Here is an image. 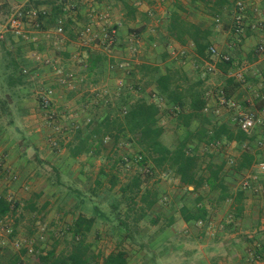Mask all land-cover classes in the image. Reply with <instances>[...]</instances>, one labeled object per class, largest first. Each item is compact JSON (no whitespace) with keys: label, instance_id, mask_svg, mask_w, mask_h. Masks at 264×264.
Instances as JSON below:
<instances>
[{"label":"crops","instance_id":"0c3cea01","mask_svg":"<svg viewBox=\"0 0 264 264\" xmlns=\"http://www.w3.org/2000/svg\"><path fill=\"white\" fill-rule=\"evenodd\" d=\"M56 1L0 0L1 6L17 5L18 7L22 3L28 2L36 9L46 13L42 21L43 32L40 35L37 48L6 33L4 22L0 21V160L3 162L1 167H5L6 170L17 176L15 181L8 184H5L6 182L0 177V196L8 201L20 204L21 207L26 205L31 207L28 210H18L14 216L6 217L10 219L9 221L13 225L15 231L14 239L18 242L21 240L24 229L21 228L20 223H14L15 218H19L20 215L27 219L28 224H31L29 225L30 227L39 225L46 228L51 227V229L56 228V222L61 219L66 222L62 228L63 232H65V229L67 230V225L69 228L73 225L74 220L79 215L87 216L88 214L85 213L82 208L83 205H81L82 196L90 197L92 202L98 200V198L93 196L94 182L105 180L102 178L107 176V170H105V165L101 164V161L102 159H107V163H109L112 155L109 152L111 148H107L109 145H105V152L101 153L102 156L99 155L97 157L88 153L72 158L69 155L67 144L72 140L74 129L81 128V131L84 132L85 124L90 120V117L92 118V114L83 107V103H89L88 101L91 100L88 98L87 90L94 85L89 84L88 87L82 81V83H78L80 85L75 84V87L73 85L74 88L56 90L53 106L57 116L63 117L65 120L68 119L67 123L64 124H67L66 129H69L64 136L55 133L52 127L46 125L44 118L42 120L43 116L41 117L39 114L41 112L33 93L35 88L38 87L35 85L37 77L38 79L40 77L42 81H49L53 76L48 68L38 65L31 59V51H37L42 56L55 60L65 72H72L81 78L100 77L104 85L109 84L108 89L111 91L114 88L116 89L117 85L121 86L124 82H127L124 80L126 76L122 70L114 68L115 64L128 61L132 66L137 67L141 63H148L158 66L160 69L161 65H163L166 70L169 67L167 63L170 61L167 60V55L170 56L175 51V57L171 58L172 62L170 63L172 69H183L191 77L193 76L192 72H196L201 68L206 72L208 63L214 67V71L210 75H222L223 80L215 83L211 82L212 86L210 83L208 84V80L203 82L204 88H208L204 98L215 106L214 110L224 108L217 105L213 91L220 87L224 89L227 78H233L235 73H240L246 77L250 76L254 85L246 88L241 84L236 91L228 96L229 98L235 99L242 91L247 93L249 90L258 91L261 98H263L262 93L264 94V57L255 52L256 46L264 37V0H239L238 2H241L244 6L241 12H238L237 8L234 7L235 3H237L235 2L236 0H226L218 16L225 17L227 13L234 16L235 13V20L229 21L225 17L226 24L220 29L218 34H215V28L208 25L202 27L209 29L211 32L208 38L210 46L217 48L220 55H226L232 60L235 68L229 73H222L216 68L215 63H212L216 61V58H213L212 62H205L201 65L202 59L197 57L191 43L179 45L167 38L165 32L167 15L176 10L175 4L181 6L182 12L180 14L186 20L199 25V20L195 17L196 14L193 11L196 9L202 10L205 13L202 14L204 15V22L207 23L209 6L203 3H193L192 0H161V2L159 0H154L155 2L153 0H73L77 3V16L76 18L74 16L73 23L67 19L65 13H59L56 18H51ZM90 9L97 14H106L109 27L117 32V44L114 47L112 46L110 50L101 49L100 46H97V43H94L95 41L81 46L78 40V32L84 26L86 12ZM52 19L54 20L52 21ZM158 23L163 27L162 34L156 28ZM58 25L63 27L61 42L56 43L52 34L50 35V40H47L45 33H52ZM102 25H104L103 22L96 24L95 31L99 36ZM133 34H135V37L131 36ZM132 38L137 41V51L134 56L125 49L128 41L132 42ZM147 46L149 50L156 46L162 48L163 53H165V60L162 62L163 57L161 58L157 54L150 55V51L146 50ZM171 48L173 50L172 53L169 50ZM95 56L105 58V61L97 64L89 71V62ZM152 57L155 59L151 60ZM22 68L31 70V75L20 76L19 71ZM193 69L194 71H192ZM206 74L209 73L206 72ZM135 77L140 79L139 75ZM150 88L153 90L154 85ZM239 98L240 102H250V98L243 97L240 94ZM263 105L262 102L260 108H264ZM219 122L226 121L221 120ZM163 128L165 129L164 137L166 126L164 125ZM54 139L59 144L57 150L51 147ZM84 173H87V176H93L90 194L83 193V190L77 188V186L81 187L84 181L82 177H86L83 175ZM68 177H76L78 178L77 180L82 178L83 181L80 180V184L77 181L69 183L65 181ZM170 180H173L172 182L179 189L185 190V187L177 179L171 178ZM108 181L106 180L107 183L105 185L108 188H112ZM156 187L161 195L164 193L170 194L173 190L170 181L163 182L160 180L157 182ZM187 190L191 191L192 188L189 187ZM244 196L246 197V194ZM245 201L247 202L248 200ZM244 207L241 220L236 223L240 225L235 229L236 232L225 234L222 231H217V236L212 235L211 232L207 235L202 230L200 232L191 231V226L205 225L208 221L203 223L189 221L185 223L177 212L173 214L166 212L163 215H156L158 226L166 223L168 227L161 233L159 232L157 239H155V245L150 248L153 254L152 259H145L144 257L147 255L143 251L135 252L128 245L122 244L124 246L123 249L128 254L127 264H163L171 258L174 262L179 261L178 263L180 264H251L249 259L252 254L261 256L260 261L255 264H264V209H262L264 208V201L259 202V210L262 209V213L257 218L255 217L256 207H252L250 218L246 216V205ZM161 211L165 212V209ZM97 224L101 228H96L98 230H96L95 238L103 239L105 238L104 232L107 227L100 223ZM97 224L95 226H98ZM176 225L182 226L184 229H175ZM156 228V226L153 229L144 227L139 233V237L144 238V235L151 234ZM49 231L50 229L45 232L51 237L50 242L53 243L56 238ZM181 231L184 232L182 235L185 238H190V236L193 240L201 238L204 244L198 245L201 242L197 241L196 247L184 250L181 244L173 242L174 238L181 236ZM43 233H41V236H43ZM239 234L243 235L239 237L241 240L240 244L234 245L232 242L227 244L222 241V238L226 237V235L229 238H238ZM67 238L70 240V233L67 234ZM6 239L3 236L2 245H5L11 253L21 255L18 252L19 249L7 244ZM120 240L121 238L113 239V237H108V241H113L112 247L107 253L102 254L108 255L111 252H116L117 248L119 250L121 247L117 244V241ZM220 240L222 243L219 244ZM58 244L56 248L60 247ZM52 246L53 244L51 246L42 244L41 251L48 250ZM61 247L63 250L65 246ZM22 249H26L27 252L25 251L26 253L21 255V262L22 264H28L25 256L31 250L30 246L24 244ZM101 252L104 251L102 250ZM133 254L135 255L132 256Z\"/></svg>","mask_w":264,"mask_h":264},{"label":"trees","instance_id":"16d2710c","mask_svg":"<svg viewBox=\"0 0 264 264\" xmlns=\"http://www.w3.org/2000/svg\"><path fill=\"white\" fill-rule=\"evenodd\" d=\"M56 2L51 18H56L59 13H65L67 19L74 23V16L75 18L77 16V3L73 0H57ZM192 2H200L209 6V14L216 17L220 14V9L225 5L226 0H192ZM25 6L38 11V19L42 27L46 13L36 9L28 2ZM175 9L167 15L165 27L167 38L179 45L191 43L197 57L202 59L201 65L205 62H212L213 57L209 53L208 39L211 35L210 30L186 20L180 14L182 12L180 5L175 4ZM85 19L84 25L87 23V15ZM113 43L117 44V32L113 37ZM163 54L164 61L165 53ZM222 56L219 54V57H215L216 68L222 73L233 71L235 66L232 60L229 58V61H224ZM103 61L105 58L95 56L89 62L88 70L91 71ZM131 67L127 76H130L134 81L130 83L126 77L127 82L118 86V89L116 88L117 91H120L118 97L112 102L105 100L108 110L104 116L90 118L85 124L84 132L81 131V128L74 129L72 140L67 144L69 155L75 158L82 154L91 153L98 157L105 152L106 141H110L112 155L109 161L111 162L113 154L121 152L122 148L127 146L128 149L119 156L118 160L123 167L130 168L135 165L137 168L143 169L150 178L157 175L154 186L157 185L159 179L165 177L177 179L185 187L186 192H196L202 188H208L210 192H216L214 200L216 203L221 204L230 201L234 217H242L244 192L242 190L231 191L221 175L223 164L213 166L211 161L213 155L208 154V161L203 165L200 161V155L190 147V144L195 142L204 144L205 147H222L231 143L242 146L245 143V148L237 160L236 171L247 170L259 161H264H256V155L249 150L251 141L255 140L253 134L257 133V129L248 136L235 126L234 117L232 120L229 119L222 123L219 122L221 120L215 121L218 118L216 116L214 118L208 117L204 113L207 104L212 110L215 106L204 98L206 91L203 80L197 78L192 81L189 74L183 69L168 67L161 72L158 66L148 63H141L137 67L131 65ZM149 74H151L150 79L147 80ZM19 75L26 76L21 73V70ZM136 75H139L140 79H137ZM95 81L98 79H93L91 82L95 83ZM241 82L228 77L223 89L225 96L228 97L236 91ZM134 84L143 86L137 87ZM153 85L154 88L151 90L150 87ZM149 89L151 91L147 92ZM122 90L124 91L123 94L121 93ZM215 92L216 89L213 93ZM152 94L163 101L162 105L152 98ZM214 100H216L215 97ZM254 101L257 102V99ZM244 104L249 106V102H244ZM167 118L173 119L177 128H182L184 131L182 138L173 147L165 144L163 139L165 129L162 123ZM114 169L116 170V168ZM108 178L112 188L119 181L115 175H110ZM94 184L93 196L95 197L98 195L100 183L96 181ZM189 187L192 188L191 191L187 190ZM95 192L97 193L95 194ZM118 192L120 196L117 197H121V199L116 198L117 202L111 204L109 210L106 211L99 206L98 202H92L90 197L86 195L82 196L81 205H83L82 208L85 212H87L85 203L92 204L88 217L79 215L70 228L67 225V230L65 229V232L62 230L61 235H63L62 233L71 234L67 243L69 248L65 252L61 251L57 254L56 245L59 240L56 238L50 249L42 250L40 254H37L38 264H127L128 254L123 249L122 244L128 245L135 252L143 251L147 255L144 257L145 259H152L153 254L150 248L155 245V239H157L159 232L161 233L168 226L166 223L158 226L157 217H149V220L147 215L152 206L161 202L162 195L159 194L157 187L145 186L143 189L138 174L121 184ZM201 199V197H197L194 206L191 208L185 205H180L177 208L176 212L183 222L203 223L208 220L209 211L205 205L201 204ZM121 202H125L126 205H122ZM122 206L123 210H121ZM28 209H31L29 205L21 207L20 204L0 196V221L8 216H14L18 210ZM20 218L21 215L19 218H15L14 224H17ZM97 223L103 224L111 231V238H121L120 241H117L121 247L119 250L117 248L116 252H111L108 255L92 251L93 243L89 242L87 238ZM154 226L157 228L151 234L144 235V238L139 237V233L144 227L153 229ZM10 238L14 239V237ZM25 251L27 252L26 249L21 251V255L25 254ZM7 255V261L0 264H22L21 255L9 252Z\"/></svg>","mask_w":264,"mask_h":264},{"label":"rangeland","instance_id":"374dc122","mask_svg":"<svg viewBox=\"0 0 264 264\" xmlns=\"http://www.w3.org/2000/svg\"><path fill=\"white\" fill-rule=\"evenodd\" d=\"M159 1L161 2V0H159ZM238 1L239 0H236L235 2H238ZM153 2H155V1L153 0ZM25 4H27V2L22 3V5H19L18 7H20V6L23 7ZM15 7L17 8V5H14V6H10V5H6V6L2 5L1 6L0 5V21L2 23L4 22V24H5L7 18L9 17V14L15 9ZM234 7H236V3L234 5ZM89 12H91V9L86 12V15L89 14ZM193 12L196 14L195 17H197L199 20L198 21L199 25H201L202 27L205 25H208L212 28H215L216 29L215 34H218V32H220V29H222L223 26L226 24L225 23V17L228 18L229 21H234L235 15H236L235 13H234V16L232 14L227 13L225 15V17L224 16L213 17L209 13H207V15H208L207 16L208 17L207 23H205L204 22V15H202L205 13L202 10L196 9ZM94 14H96L97 16L102 15L100 13H98V14L94 13ZM102 28H104V30H106V29H109L110 27H109L108 23H105L104 25H102ZM156 28L159 29L160 34L163 33L162 25H159V23H158V26ZM6 33H8V32H6ZM131 36L135 37L134 34ZM79 42H80L81 46H83V43H81V41H79ZM94 43H97V46L98 47L100 46V48L104 49V50H110V48L112 46L114 47L116 45L115 43L108 44L105 40L100 39V38L96 39ZM37 45L35 46L36 48H37ZM147 49H148V46L146 47V50ZM126 50H128L127 47H126ZM169 50H170V53H172V51H173L172 48ZM149 51H150V55L157 54L161 58L164 56V54H163L164 51L159 46L152 47V49ZM128 52H130V51H128ZM174 52L172 54H170V56L167 55L168 56L167 60H170L169 63H167V64H169V68H171V65H170V63L172 62L171 58L175 57ZM131 54L134 56L135 53H131ZM154 59H155L154 57L151 58V60H154ZM162 62H163V59H162ZM212 63H217V61H213ZM199 69H200V67H199ZM160 70L165 71V67L163 65H161ZM247 70H249V69H247ZM192 71H194V69ZM31 73H32V71H31ZM192 73H193V76H191L192 81L196 80L197 78H199V79L202 78V80L204 79L203 82L208 80V84L210 83V85H211V82L215 83L217 81L223 80L222 75H220V74H218V75L217 74L216 75L215 74L214 75L206 74V72L203 68H201L200 70H198L196 72L194 71ZM203 73H204V75H203ZM150 75L151 74H149L147 76L148 77L147 80L150 79ZM125 76L128 77L127 78L128 82L131 83L132 81H134L133 79L130 78V76H127V75H125ZM243 77H244V79L241 82V84L244 85L246 88H247V86H249V88H250L254 85L253 84L254 82L250 76L249 77L243 76ZM79 78H81V77H79ZM81 79L83 81V84L86 83L87 84L86 86H88V87H89V84L94 85V86L90 87L89 90H87L88 98L91 100L88 101L89 103L84 102L83 107H85V109L92 114V118L103 117L105 112L108 110L107 109L108 106H106L107 103L105 102V100H110V102H112V100L114 101V99H116V97H118V94L120 93V91H117L115 88L113 91L109 90L108 89L109 84L104 85V82H101L102 80L100 77L81 78ZM93 79H96V80L98 79V81H95V83H93V82H91ZM124 80H126V79H124ZM35 81H36V83H35L36 87L39 86V84L42 82L48 83V81H46V80L42 81V79H40V77H39V79L37 77V79H35ZM76 84H78V83H76ZM78 85H80V84H78ZM102 85H104V86H102ZM118 86L119 85H117V87H116L117 89L119 88ZM135 86L142 87L143 85H135ZM74 87H75V84H74ZM74 87H72V88H74ZM213 87H211V88H213ZM60 89H63V88H60ZM204 89L206 92H208L207 87ZM150 91L151 90L149 89V91H147V92H150ZM122 92H124V91L122 90L121 93ZM239 94L243 97L250 98L249 99L250 100L249 106L244 104V102H246V101L240 102V100H238ZM239 94L234 99L238 103V105L240 106L238 110L237 109L235 110V109H230V108L229 109L224 108V109L218 110L217 113H214V111L216 109L213 111L211 108L210 112L209 111L205 112L206 115L210 118L214 117V116L218 117L217 120H215V121H218V120H225V121L227 120L228 121L229 119L232 120V118L237 114V112H246L249 110H251V111H260L261 110V108H260L261 103L260 102L264 103V94L263 93H262L263 98H260L261 95L258 94V91L256 92L253 90L252 91L249 90L247 93H243V91H242ZM239 99H241V98H239ZM254 99L255 100L257 99V102H255ZM53 110H54V112H56L55 109H53ZM39 114L41 117L43 116L42 120L44 118V121H45L44 114L42 112ZM259 114L263 118V123L260 127L257 128V133L253 134V136H255V140L251 141L250 149H249L250 152H252L256 155V161L264 160V112H260ZM55 115H56L55 119H56V123L58 125L57 126L58 128L55 129V127H54L53 131L57 134H61V136H64L65 132H68V129H69V128L66 129L67 124L66 125L64 124V123H67L68 119L65 120L63 117L57 116V113ZM68 118H70V117H68ZM45 123H46V125H48L46 121H45ZM162 124L166 126V134L163 137L164 143L173 147L174 144L179 142V140L182 138L184 131L182 128L178 129L176 126V122L171 118L165 119ZM53 141H54L55 145L51 144V147H54L55 148L54 150H57L59 148V144L56 142V139H54ZM57 144H58V146H57ZM105 145H109L107 147L108 149L111 148L110 141L106 142ZM190 147H192L194 149V151H196L197 154L200 155V157H201L200 161L202 162L203 165H205L207 163L210 154L213 155V158L211 159L213 166L223 164L221 175L223 177L224 182L227 184V186L233 192L242 190L244 192V194H246V197H244V200H243V205H246V207H247L246 208L247 209V213H246L247 218L251 217V210H253L252 207L257 208L255 210V217L256 218L261 215L262 209H264V208L259 210V202L264 201V183H263L264 182V173H260L257 170L256 166H254V165H252L250 167V169L236 171L237 160L239 159V157L241 155V151L245 148V143L242 146H239L236 143H234V144H228V145H225L222 147H215V146L205 147L204 144H198V143L192 142L190 144ZM127 149H128L127 146H125L122 148L121 152H116L115 154H113L112 161L109 163H107V159H102V161H101L102 162L101 164L105 165V170H107V176L102 178L105 180L98 181L100 183V187L98 188V195L95 196L96 198H98V200L95 202H98L99 206H101V208L104 209L105 211L109 210V206L111 204H113L114 202H117V199L118 200L121 199V197H117V196H120L119 192H118L119 186L121 184H124L125 182L129 181L131 179V177L136 175V174H138L140 176V180H141V184H142L143 189L145 188V186H148V187L153 186L156 188V186H154V185L156 184L155 180L157 179V175L150 178L149 175H147L143 171V169L137 168L135 165H133L130 168L129 167L128 168L123 167L122 165H120V162L118 161L119 156H121L122 153L125 152ZM114 168H116V170ZM110 174L117 176V178L119 180L116 183V185L114 186L115 187L114 190H113V188L109 189L107 187V185H105L107 183L106 180H109L108 176ZM83 175L86 176V177H82V178H84V181L82 178L77 180L78 178H76V177H74V178L68 177V179H65V181H67L69 183L71 181H75V182L77 181V183L79 182V184L81 183L80 180L83 181L81 187L77 186V188H79V190H83V193L85 192L87 194H90V190H91L90 186L93 184L91 181L93 176H87V173H84ZM2 179H3V177H2ZM160 180L163 182H169L170 181V185L173 188V190L171 191L170 194H166V193L162 194V198L160 200L161 202L157 203L155 206H152L150 208L148 215H147L148 218L149 217L154 218L156 215H163L166 212H168V213L170 212V214H173L177 211V208L180 205H183V206L185 205V206L191 208L192 206H194L196 198L201 197L202 198L201 204L205 205V207L209 211V217L207 220L208 223L205 225L200 224L198 226L193 225L194 227L193 226L190 227L191 231L200 232L202 230L203 232L205 231L207 233V235L211 232L212 235L217 236L216 235L217 231H222L225 234H230V233L236 232L235 229L240 226L239 224H236V223L240 222L241 217H239V218L234 217L232 207H230V201H226V202H223L221 204H218L214 201L215 196H216V192H210L208 190V188H202L196 192H186L183 189L182 190L179 189L172 182L173 180L172 181L170 180V178L163 177V179H159L158 181H160ZM245 182L248 185L244 186ZM5 184H8V183H5ZM88 188H89V190H88ZM245 200H248V201L246 202ZM85 204H86L85 208L87 210V212H85V213L89 214L91 204L88 202H86ZM121 204L126 205L125 202H121ZM162 209H165V212H162L161 211ZM121 210H123V206H122ZM210 216H212V217L210 218ZM9 220H10L9 218H6V219H3L1 221H3V225H5L7 228H9L13 232H15L13 225H12V223H10ZM18 223H20L21 228L24 229V232L22 233V236H21V240L19 241L21 248L18 250V252L21 253V251L24 250V249H22L24 244H27L30 246L31 250L28 252V255L25 256V260L28 261V264H38V262L36 260V256H37V254H40L42 244H44V246H46V245L51 246V244H52L50 242L51 237L48 234H46L48 229H50L49 232L54 235V238H57V240H59L58 245L60 247L56 248L57 254L61 253V251L65 252L69 248V245L67 244L69 242V238H67L66 234L61 235L63 225L66 224V222L61 220V219L56 222V228H52L53 230L51 229V227L46 228L44 226H39V225H34V226L30 227L29 225H31V224L30 223L28 224L27 219L23 216L19 219ZM99 226L100 225L95 226L91 230L90 234L88 235L87 240L89 242L93 243V246H92L93 252L96 253L98 251V253L104 254L105 252L107 253L111 249V247H112L111 245L113 244V241H108V237L111 238V231L108 230V228H105V232H104L105 238H103V239L95 238L96 230H98L96 228H101ZM175 229H184V228L182 226L176 225ZM41 233H43L42 234L43 236H41ZM183 233L184 232L181 231L180 232L181 236L174 238L173 242L175 244H181V246H182V248H184V250H188V249H192V248L196 247L197 241L201 242V243L198 242L199 243L198 245L204 244V243H202L201 238L196 237L197 240H195V239L193 240L191 236H190V238L189 237L185 238L182 235ZM191 234H193V233H191ZM14 235H15V233H12V235L10 237H14ZM240 236H243V235L239 234L238 238H236V237L229 238L228 235H226V237L222 238V241L226 242L227 244L229 242H232L234 245L240 244L241 243V240L239 238ZM2 238H3V234L0 231V251L2 252L0 254V263L6 262L8 259L7 253L8 252L11 253L5 247V245H2V243H1ZM222 241L220 240L219 244L222 243ZM205 244H206V242H205ZM216 244H218V243H216ZM61 246H65L63 250L61 249L62 248ZM102 250L104 252H101ZM178 262L179 261L174 262L173 259L171 258L170 260L164 262L163 264H180Z\"/></svg>","mask_w":264,"mask_h":264},{"label":"built area","instance_id":"2783aa9c","mask_svg":"<svg viewBox=\"0 0 264 264\" xmlns=\"http://www.w3.org/2000/svg\"><path fill=\"white\" fill-rule=\"evenodd\" d=\"M236 8L238 11L241 12L244 9V6L241 2H237ZM92 11L87 14V23L78 32V40L81 41L83 45H86L100 38L105 40L108 44H112L113 37L116 33L114 29L107 31L102 28L100 30V36L97 35V32L95 31L96 24L99 22H103L104 24L107 23L108 16L106 14L97 16L96 14H94V10ZM38 16V11L33 8H27L25 5L23 7H17L9 14V17L7 18L4 24V30L10 33L15 38L23 40L25 43L35 47L39 43L40 35L43 32L41 22L39 21ZM51 34L53 35V38L55 39L56 43L61 42L63 37L62 25H58L55 30L50 34L45 33V38L47 40H50ZM136 44L137 41L134 40V38H132V42L130 40L128 41L127 48L130 53H136ZM255 52L258 55L264 57V37L262 41L256 46ZM209 53L213 58L219 57L218 50L214 46L209 47ZM30 57L38 65L48 68V70L53 75V78L49 80L48 83H40L39 86L35 88L33 93L37 100L40 112H42L45 116V121L50 127H55L56 129L58 128L55 119L56 112H54L53 110L54 94L56 90L60 88H72L74 84L82 83V79L72 72H65L60 67L58 62L49 57L42 56L37 51H31ZM222 59L224 61H229V57L226 55H223ZM114 68L122 70L126 75H128L132 67L128 61H123L119 64H115ZM213 71L214 67L207 63L206 72L211 74L213 73ZM21 73L23 75L30 76L31 70H29L28 68H22ZM242 77L243 75L240 73H235L233 75V78L236 81H242ZM214 97L216 98L217 105L221 108H230L238 110L240 107L234 99L225 96L222 87L216 88ZM152 98L157 101L158 104L162 105L163 101L161 99H157L155 94H152ZM208 111L210 112V109L206 107L204 109V113ZM217 112L218 110H215V113ZM260 112H264V108H261L260 111L249 110L246 112H237L233 119L235 126L244 134L250 136L263 123V118L259 114ZM2 164L3 162L0 160V177H3L2 180L6 183H11L15 181L17 179V176L11 173L10 171L6 170L5 167H1ZM255 166L260 173H264V161H259L258 163H256ZM246 185L248 184L245 182L244 186ZM0 231L2 232L3 236L7 238V244L11 245L15 249L20 248L19 242L15 239L10 238L13 232L11 229L3 225V221H0ZM258 261H260V255L252 254L249 259V262L251 264H255Z\"/></svg>","mask_w":264,"mask_h":264}]
</instances>
